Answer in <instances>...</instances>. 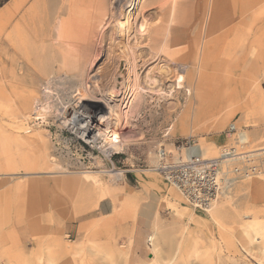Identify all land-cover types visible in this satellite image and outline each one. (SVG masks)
<instances>
[{"label": "rangeland", "instance_id": "rangeland-1", "mask_svg": "<svg viewBox=\"0 0 264 264\" xmlns=\"http://www.w3.org/2000/svg\"><path fill=\"white\" fill-rule=\"evenodd\" d=\"M141 1H136L130 15L128 37L119 30L125 21L120 14L125 6L121 8L120 3L113 8L114 19L105 26L96 59L89 48L63 50L56 48L55 40V47L33 54L26 40L17 43L13 39V8L7 13L0 9V264H264L261 243L252 239V230L245 224L250 219L264 223V183L254 185L264 174L238 179L209 209L199 210L153 169L158 148L175 154L172 143L189 136L198 142L194 152L216 156L232 140L229 125L245 132L248 149L264 147V0H252L250 8L246 0H240L231 8L241 13L238 19L209 24L207 64L197 69L196 80L202 72L208 76V84L202 87L207 97L220 91L228 104L223 110L225 118L219 114L200 123L181 124L188 96L184 91H169L167 79L160 85L156 72L164 70L161 66L166 63L177 65L186 87L195 67L182 63L187 59L192 64L188 58L192 60L193 50H179L174 57L165 55L150 65H157L152 76L157 91L151 99L141 84L145 92L139 106L135 98L129 99L131 109L134 106L136 110L128 117L121 116L116 128L121 141L112 147L117 154L111 160L96 150L91 158L81 154L79 135L69 133L61 124L78 109L73 92L76 84L89 98H98L111 87L113 72L126 71L121 46L128 41L133 45V27L140 25L143 17L144 22H150L153 10L141 14ZM55 2L47 0L51 9ZM34 3L27 0L25 8ZM194 12L191 5L187 42L195 41L201 23ZM127 48L129 53L133 49ZM49 72L60 75V80L50 84L54 89L49 93L53 94L50 107L41 109L43 117L35 121L31 117L36 104L33 99L41 97L47 102L41 86ZM146 72L147 68H142L137 74ZM134 77L131 74L125 81ZM247 82L249 90L244 86ZM85 107L89 117L102 104ZM18 109L28 111V118H17ZM19 123L21 129L15 127ZM100 144L98 140L96 146ZM110 171L122 176L116 179ZM148 190L159 193L162 209L143 227L136 220L137 208ZM103 199L108 205L104 214L98 210Z\"/></svg>", "mask_w": 264, "mask_h": 264}, {"label": "bare ground", "instance_id": "bare-ground-1", "mask_svg": "<svg viewBox=\"0 0 264 264\" xmlns=\"http://www.w3.org/2000/svg\"><path fill=\"white\" fill-rule=\"evenodd\" d=\"M26 1L27 0H13V17L15 19L13 23V39L15 42L18 43L22 40H26V44H28V47L32 50L33 54L37 53L41 55L47 49L52 48V46L55 47V42H53L55 40L57 41L56 48L61 47L63 50H82L84 48H89L90 53H92L91 56L94 54L93 58L96 59L100 54V42L104 40L105 37V26L109 23L108 21L110 19H114L112 12L113 8L118 4L120 5V3L121 8H124L125 6V9H122L120 12V14H123L125 21L121 23L119 30L128 37L130 35V29L132 28L130 15L133 8H136V1L138 0H57L53 9L47 4V0H35L34 4L25 8ZM239 1L240 0H142L139 5V12L142 10L149 11L150 9H153L150 14L151 19L150 22L146 23V21L144 22L145 17H143L144 20L143 18L142 20L144 23L142 22L140 25L137 24L139 27H137V25H135L136 27H133V45H130L128 41L126 45L121 46L122 56L126 59V71L117 70L116 72H113L109 79L111 87L107 92L101 93L98 98H89L86 95V91L80 89L79 85L76 84V91L73 92H75L74 96L77 97L78 109H73L74 111H72V115L68 119H63L61 124L64 127H68L73 133L87 139L89 142H93L101 136V132L99 131H112L109 137L110 146L113 147L120 143L121 136L116 132L118 129L117 125L120 123L121 116H129L135 112L136 108H133L134 106H132L131 109L130 107L132 99H136L137 105L143 99L145 91L141 87V84L146 86L151 99L153 97L152 95L157 91L155 88L156 79L152 78L155 74L154 72L157 65L154 67L150 65L158 59H161L162 56L165 57V55H167L166 57H174L179 50H186L188 53H190L189 50H193L192 60L188 58L192 64H190L187 59H184V62L182 63L187 67H189V65L195 67V69L193 68L191 70V74L187 79L186 87L184 85L185 77L178 72L176 68L177 65L170 67L166 63V65L161 66L165 67L164 70L162 68V70L156 72H158L160 78L159 81H161L160 85L167 79V81L171 82L167 86L169 91L175 90L180 93L184 91L185 95L188 96V104L184 111L183 118L181 119V124L184 121L200 123L209 118H218L220 115L222 117L221 119L225 118L227 112L224 113L223 110L228 106L227 101L220 95V91L213 96L209 95L207 97V94L203 91L202 87H204L205 84H208L206 81L208 76L202 72L200 78L197 75L199 78L197 81L196 73L197 69L204 68L207 64L206 55L208 33L210 29L209 24H211L212 21L213 23L220 20L222 21L224 18L231 19L228 21L238 19L241 13L238 14L231 10V8ZM246 2L248 8H250L253 1L246 0ZM191 5H194L195 16L201 21V23L195 41L187 42L188 39L186 40V35L187 30H189L186 27L188 23L187 12ZM226 7L230 8L227 12L225 11ZM138 14L137 16H141L142 12L141 14ZM116 17L118 18L119 14ZM104 21L105 24H103ZM216 34H218V32ZM125 39L128 40L127 38ZM111 44L113 46V43ZM127 45L133 48L132 50L130 48V53ZM142 68H147V72L144 75L139 76L137 72ZM131 74L135 76L134 79H132L131 82H129L128 79L125 81V78H129ZM43 78L44 81L42 82L46 84L41 87H43L42 93H44L43 100H46L47 102H45L47 104L43 103L41 97H36V99L34 98L33 100H36L34 101L35 103L42 101L40 103L41 108L46 109L47 107H50V102L53 98V94L51 95L49 93H54V89L52 88L53 85L51 87L50 84H53L54 81L57 82L60 75H53V73L49 72L45 74ZM64 81L66 82V80ZM64 81L62 83H64ZM55 86L56 85H54V87ZM244 86L249 90L248 82ZM158 89L160 90V87ZM162 93H164V91ZM131 97L132 99L129 100ZM91 103H100L102 104V107H100L97 112H91L88 117V115H86L87 111L85 106ZM35 105L36 104H34V106ZM68 106L69 104H67L65 108ZM126 107L127 109L124 110ZM54 109L55 108H53V110ZM57 109L61 110L60 108ZM28 116V111L24 112V110L21 111V109L17 110V118H28ZM41 116L43 117L42 114ZM21 126V123L15 125V127L20 129ZM243 135L246 137V141H248V137L244 131ZM243 147L248 148V142L243 145ZM258 149H264V147ZM56 172L72 173L65 170H58ZM109 173L114 175V178H120L122 176L121 172L117 173L110 171ZM263 183L264 178H258L254 181V185L262 186ZM230 187L226 189L227 192ZM209 207H211V205H209ZM245 224L252 230V239L257 244L261 243L259 250L264 252V223L258 219H250ZM148 240L150 242V237H148Z\"/></svg>", "mask_w": 264, "mask_h": 264}, {"label": "built area", "instance_id": "built-area-1", "mask_svg": "<svg viewBox=\"0 0 264 264\" xmlns=\"http://www.w3.org/2000/svg\"><path fill=\"white\" fill-rule=\"evenodd\" d=\"M41 102L36 103L32 114L35 121L42 119L39 114L42 113ZM99 132L101 136L93 142L79 135L77 149L81 154L84 152L85 156L88 155V158H91L96 150L111 160V157L117 154L110 146L109 137L112 131ZM227 132L232 136V140L223 145L215 157H204L194 152L192 149L197 151L199 146L192 136L172 143L175 154L157 149L158 161L153 169L173 185L194 209H209V205L238 179L264 174V149L244 148L243 145L248 141L243 131L233 125H229ZM98 140L101 141L100 146H96Z\"/></svg>", "mask_w": 264, "mask_h": 264}, {"label": "crops", "instance_id": "crops-1", "mask_svg": "<svg viewBox=\"0 0 264 264\" xmlns=\"http://www.w3.org/2000/svg\"><path fill=\"white\" fill-rule=\"evenodd\" d=\"M12 8H13V0H8L2 7H0L1 13H7ZM105 200L106 199H103L98 203V210L102 214L108 213V210H107L108 205L106 204ZM161 209H162V200H161V197L159 196V193L153 190H148L146 192V195L139 202V205L137 208V219L136 220L138 224L144 227L146 224V220L160 213Z\"/></svg>", "mask_w": 264, "mask_h": 264}, {"label": "trees", "instance_id": "trees-1", "mask_svg": "<svg viewBox=\"0 0 264 264\" xmlns=\"http://www.w3.org/2000/svg\"><path fill=\"white\" fill-rule=\"evenodd\" d=\"M7 0H3V2L0 3V5H2V3L6 2Z\"/></svg>", "mask_w": 264, "mask_h": 264}]
</instances>
